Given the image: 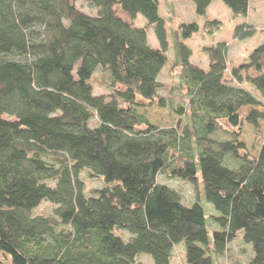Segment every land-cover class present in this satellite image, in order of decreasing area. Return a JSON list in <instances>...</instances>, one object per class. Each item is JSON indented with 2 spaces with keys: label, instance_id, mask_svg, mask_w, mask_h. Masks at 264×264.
<instances>
[{
  "label": "trees",
  "instance_id": "obj_1",
  "mask_svg": "<svg viewBox=\"0 0 264 264\" xmlns=\"http://www.w3.org/2000/svg\"><path fill=\"white\" fill-rule=\"evenodd\" d=\"M83 1L95 16L72 0H0V255L9 264H138L142 255L173 264L183 244L185 264H217L240 242L246 262L232 264H264V136L256 157L238 140L243 122L258 135L264 120L241 86L264 99V43L229 80L224 44L205 49L207 70L181 45L187 109L170 107L177 121L160 128L137 111L140 101L170 106L160 96L168 43L159 0ZM214 1L247 17L249 0H192L196 15ZM138 15L146 27H134ZM246 27L235 38L251 37ZM179 30L188 40L198 26ZM96 72L108 94H93ZM159 177L201 184L212 233L203 197L186 205ZM84 180L103 186L87 191ZM43 203L52 215L34 216Z\"/></svg>",
  "mask_w": 264,
  "mask_h": 264
},
{
  "label": "rangeland",
  "instance_id": "obj_2",
  "mask_svg": "<svg viewBox=\"0 0 264 264\" xmlns=\"http://www.w3.org/2000/svg\"><path fill=\"white\" fill-rule=\"evenodd\" d=\"M72 1L75 7L82 13L89 16L96 15V10L91 8L87 2L83 0ZM159 16L165 23L168 43L166 53L168 64L159 76V82L162 86L160 96L170 106L167 108H159L155 103L149 104L148 102L139 100L142 107L138 108L137 111L138 113L144 114L151 124L160 128H171L177 121V116L173 113L172 109L177 106H183L184 109H187L188 103L187 90L183 81V72L178 59L179 47L183 45L190 50L191 56L189 62L192 65L207 70L209 60L205 49L224 44L227 50L226 61L228 69L225 73V78L229 80L232 68L247 63L250 54L264 43V0H249L247 17L238 19H235L231 11L220 1L212 2L207 9L206 15L199 17L195 13L192 0H159ZM214 22H217V24ZM190 24H196L198 26V32L190 39L183 40L179 27L180 25ZM244 24L247 25L245 30L251 31L252 36L244 40H239L235 38V30L238 26ZM134 27H146L145 19L138 15L134 20ZM147 44L153 49H159L160 47L153 27L147 28ZM246 74L252 75L253 72L249 70ZM242 75L244 76L245 73H242ZM104 80V77L99 72L95 73L92 81L94 95L108 94L102 86ZM241 86L256 97L261 103L258 110L264 112V99L254 93L245 83H242ZM248 111L249 108L242 109L241 115L244 116ZM183 128L184 125L180 132L183 131ZM258 130L257 135L256 129L246 122L242 123L239 130L238 140L245 146L246 151L252 157H256L260 149L262 137L264 136V120L259 121ZM158 181L180 193L186 205L192 204L197 194L200 198L203 197L201 184L193 186L181 181L164 180L162 177H159ZM84 184L87 191L99 189L103 186L100 180H84ZM201 205L207 217L209 233H212L213 230H211L209 215L211 213L216 215V213L213 207L204 201V197L202 198ZM53 210L54 207L43 203L34 211L33 215L36 217H50ZM184 250L183 244L175 247L172 255L173 264H185ZM246 253H249L248 247L242 245L240 242H235L229 247L227 256L217 259L216 263L232 264L235 261L245 263ZM0 264H9V257L6 258L0 255ZM138 264H153V261L150 257L142 255L138 258Z\"/></svg>",
  "mask_w": 264,
  "mask_h": 264
},
{
  "label": "crops",
  "instance_id": "obj_3",
  "mask_svg": "<svg viewBox=\"0 0 264 264\" xmlns=\"http://www.w3.org/2000/svg\"><path fill=\"white\" fill-rule=\"evenodd\" d=\"M209 7H210V6H209ZM209 7H208V8H209Z\"/></svg>",
  "mask_w": 264,
  "mask_h": 264
}]
</instances>
